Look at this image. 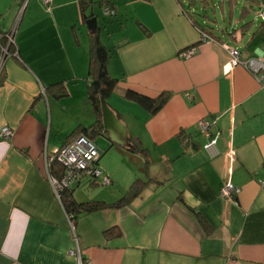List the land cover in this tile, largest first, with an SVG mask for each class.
Returning a JSON list of instances; mask_svg holds the SVG:
<instances>
[{"label": "crops", "instance_id": "0c3cea01", "mask_svg": "<svg viewBox=\"0 0 264 264\" xmlns=\"http://www.w3.org/2000/svg\"><path fill=\"white\" fill-rule=\"evenodd\" d=\"M191 3L94 0L87 7L86 15L91 6L98 14L117 79L107 103L130 146L145 155L100 132L95 166L109 182L83 175L68 189L78 202L110 203L136 177L146 184L124 206L73 220L48 178L47 158L95 120L86 98V18L79 0H53L49 9L41 0H0V36L13 35L12 52L0 43V130H11L0 140V264H80L77 250L82 264H264V86L242 64L264 55V24L253 28L247 19L264 0L244 3L239 29L230 27L233 5L229 27L215 22L208 43L198 42L186 14L196 19ZM224 44L238 49L241 62L230 64ZM191 46L192 56H180ZM127 89L168 96L149 114L123 96ZM202 119L218 133L210 151L202 147ZM225 183L238 188L231 198L221 196ZM109 228L118 235L106 237Z\"/></svg>", "mask_w": 264, "mask_h": 264}, {"label": "trees", "instance_id": "16d2710c", "mask_svg": "<svg viewBox=\"0 0 264 264\" xmlns=\"http://www.w3.org/2000/svg\"><path fill=\"white\" fill-rule=\"evenodd\" d=\"M100 2L105 1L109 3V0H98ZM238 0H221L219 4L221 5V9L223 4H227L229 10H232L233 5L237 3ZM244 3L248 2L251 4L255 2L258 4L259 0H242ZM189 2H193L194 0H189ZM203 7L201 8L202 13H198L200 17H202L203 21H199L197 19L191 18V14L186 12L187 16L192 21V24L196 27L199 33H205L210 35L215 39V29L214 23L216 22L215 18L212 20L211 18L207 17L205 11V6L207 1H204ZM94 3V0H79L80 5V12L86 18V10L90 4ZM192 4V3H191ZM104 5V4H103ZM248 12L247 7L245 4L241 7L240 16H245ZM251 21H246L241 25V28L249 25ZM261 23L264 24V21L261 20ZM100 28H97L93 33L89 35V63H88V71H87V90H86V98L87 101L92 108L95 114L94 122L88 127L83 128V133L89 135L91 138H94L97 134L102 132V115H101V99L107 102L109 96L114 92L115 87L117 85V79L112 77L108 72V63L111 57L110 50L102 43L100 39ZM0 43L2 47H6L8 52L13 51V44L7 41L6 35L0 36ZM4 73L1 70L0 76H3ZM59 82L54 83V85H58ZM63 93V90L61 94ZM65 94V92L63 93ZM123 96L131 101L138 103L142 106L149 114H153L157 112L163 103L167 99V94L162 93L157 97L151 98L148 97L140 92L134 91L132 89H127ZM72 134H77L74 132ZM80 134V133H79ZM69 142V141H66ZM129 151H137L143 155L145 152L142 148H138L136 145L132 144L129 147H126ZM51 172L58 176L61 172L60 164L57 161H52L50 164ZM146 182L139 177H136L131 184L129 185L128 189L124 193L122 197L117 199L114 202H103V201H83L78 202L70 190L68 188L64 189L60 193V200L65 208V211L70 215V217L75 220L80 214L95 211L98 209H102L105 207H121L126 205L130 199L140 193L141 189L144 187ZM104 235L106 237H112L118 235V231L114 228H109L104 231Z\"/></svg>", "mask_w": 264, "mask_h": 264}, {"label": "built area", "instance_id": "2783aa9c", "mask_svg": "<svg viewBox=\"0 0 264 264\" xmlns=\"http://www.w3.org/2000/svg\"><path fill=\"white\" fill-rule=\"evenodd\" d=\"M44 5L49 9L50 4H52L53 0H41ZM108 13V10L105 9V14ZM259 17L262 21H264V5L259 8ZM199 33V32H198ZM9 36L8 42L12 43L13 38ZM215 39L210 35L205 33H199L198 42L199 43H208L213 42ZM224 47L229 52L231 57L230 64L235 65L240 61L238 55L239 51L236 48L229 47L224 44ZM196 51L195 46L187 47L180 51V56L184 58H188L192 56ZM3 53H7L6 48H3ZM242 64L254 74V76L258 79V81L264 86V55H261L258 58H250ZM212 123L208 120H200L198 122V127L206 137V142L203 144V148L206 151H210L215 148L218 138V133L212 131L211 129ZM11 133V130L8 127H2L0 130V140L6 139ZM100 152L98 147L96 146L94 139L89 135L80 133L74 139L69 142H66L63 146L59 147L54 151L52 155H49L47 160L49 165L52 161H57L60 164L61 172L58 176L54 175L49 169V180L52 183L55 192L58 196L60 193L68 188L72 183L80 179L83 175H88L90 177L100 178L102 183L106 184L109 182V178L103 175L95 166V161L98 158ZM221 196L225 198H231L234 194L238 192V188H236L231 183H225L221 190ZM74 253L78 256L79 263L82 264L80 260V255L78 250L74 251Z\"/></svg>", "mask_w": 264, "mask_h": 264}, {"label": "rangeland", "instance_id": "374dc122", "mask_svg": "<svg viewBox=\"0 0 264 264\" xmlns=\"http://www.w3.org/2000/svg\"><path fill=\"white\" fill-rule=\"evenodd\" d=\"M184 2L187 0H183ZM207 1V4L205 6V13L207 14V17L211 18L212 20H216V22L218 23V25H221L223 22L226 23V26L229 27V17L227 16V12L229 11V8L227 6V4H223V6L225 5L226 7V14L223 15V12L221 10V5L219 4V1L221 0H204ZM194 4L196 6V19L199 21H203L202 17L199 16L198 13H202V7H203V0H194ZM244 2L242 0H238L237 1V5L234 7V11H233V15L232 18L230 19L231 23H230V27H234L235 29H239V26L241 24V21L239 20V14H240V10L241 7L243 6ZM208 5V6H207ZM250 14L248 15V20H252L253 21V28L257 27L260 23H261V19L259 17V9L257 10V7L249 9ZM98 15V14H97ZM99 19L101 21L102 24H105L106 20H108V18H106L104 15H99ZM215 29H216V23L213 24ZM251 35V32L250 34ZM249 37L245 38V41L248 39ZM231 42V41H230ZM233 43V42H232ZM237 45H241V42L239 41L237 43ZM233 48V47H232ZM94 142L96 144V146L98 147V149L100 148V146L102 145V140L99 139L98 137H96L94 139Z\"/></svg>", "mask_w": 264, "mask_h": 264}, {"label": "water", "instance_id": "95a60500", "mask_svg": "<svg viewBox=\"0 0 264 264\" xmlns=\"http://www.w3.org/2000/svg\"><path fill=\"white\" fill-rule=\"evenodd\" d=\"M93 6L90 7L89 13L86 15L85 25L89 33H93L99 27L98 16L93 11ZM101 115H102V132L108 133L109 138L123 146L129 147L130 142L127 137V127L118 119L116 113L110 108L108 103L101 99ZM100 154L101 151L99 150ZM104 152V151H103ZM96 159L95 163L100 157Z\"/></svg>", "mask_w": 264, "mask_h": 264}]
</instances>
